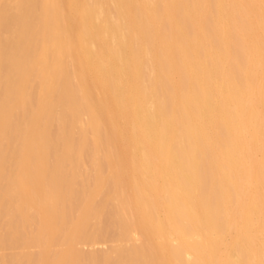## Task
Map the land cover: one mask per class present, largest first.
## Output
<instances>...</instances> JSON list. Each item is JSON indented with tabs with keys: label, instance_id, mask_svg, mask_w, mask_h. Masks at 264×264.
<instances>
[{
	"label": "bare ground",
	"instance_id": "obj_1",
	"mask_svg": "<svg viewBox=\"0 0 264 264\" xmlns=\"http://www.w3.org/2000/svg\"><path fill=\"white\" fill-rule=\"evenodd\" d=\"M0 264H264V0H0Z\"/></svg>",
	"mask_w": 264,
	"mask_h": 264
},
{
	"label": "rangeland",
	"instance_id": "obj_2",
	"mask_svg": "<svg viewBox=\"0 0 264 264\" xmlns=\"http://www.w3.org/2000/svg\"><path fill=\"white\" fill-rule=\"evenodd\" d=\"M35 85H36V87H37V84H35ZM32 87L35 88L34 86H32ZM35 89L37 90V88H35ZM35 89H34V90L32 89L33 92L35 91ZM76 138H77V137H76ZM90 174L92 175L93 173H90ZM47 239L50 241L49 236L46 237V243L48 244V243H50V242H49ZM133 239H134V238H133ZM133 239H132V240H133ZM51 243H52V242H51ZM109 245H113V243H110ZM95 247H96V246H95ZM104 247H105V246L99 245V246L96 247V249H97V250H100V248H101V250H103V249H105ZM78 248H79V247H78ZM55 249H58V247L55 248ZM80 249H82L83 251H85L86 249H89V250L91 251V248H88V247H82V246H80ZM96 249L94 248V249H92V250H95V251H96ZM31 250H32V249H29V252H30ZM34 250H35V252L37 251L36 249H34ZM89 250H88V251H89ZM32 251H33V250H32ZM32 251H31V252H32ZM44 251H45L44 249H43V250H38L37 253H42V252H44ZM86 251H87V250H86ZM18 252H19L18 250H15V251H8L9 254L18 253ZM33 252H34V251H33ZM33 252H32V253H33ZM9 254H8V255H9Z\"/></svg>",
	"mask_w": 264,
	"mask_h": 264
}]
</instances>
